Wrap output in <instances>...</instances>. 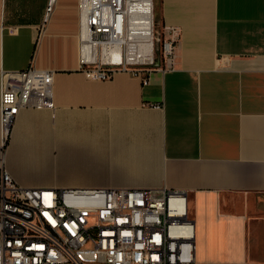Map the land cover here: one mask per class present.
Here are the masks:
<instances>
[{
  "label": "crops",
  "instance_id": "crops-1",
  "mask_svg": "<svg viewBox=\"0 0 264 264\" xmlns=\"http://www.w3.org/2000/svg\"><path fill=\"white\" fill-rule=\"evenodd\" d=\"M0 0V77L53 72L55 108H24L0 169L22 187L184 191L197 264H264V0H154L179 29L172 68L91 79L77 0ZM148 83L143 84V77Z\"/></svg>",
  "mask_w": 264,
  "mask_h": 264
},
{
  "label": "built area",
  "instance_id": "built-area-1",
  "mask_svg": "<svg viewBox=\"0 0 264 264\" xmlns=\"http://www.w3.org/2000/svg\"><path fill=\"white\" fill-rule=\"evenodd\" d=\"M77 11L79 65L91 79L172 68L179 29L157 23L154 0H77ZM52 83L33 65L1 74L2 146L21 109L54 110ZM194 238L184 191L22 187L0 169V264H197Z\"/></svg>",
  "mask_w": 264,
  "mask_h": 264
},
{
  "label": "bare ground",
  "instance_id": "bare-ground-1",
  "mask_svg": "<svg viewBox=\"0 0 264 264\" xmlns=\"http://www.w3.org/2000/svg\"><path fill=\"white\" fill-rule=\"evenodd\" d=\"M138 56H141V59H147L148 56H150V49L148 46V43L145 45L143 44V46L141 47V49L139 51H137Z\"/></svg>",
  "mask_w": 264,
  "mask_h": 264
},
{
  "label": "rangeland",
  "instance_id": "rangeland-1",
  "mask_svg": "<svg viewBox=\"0 0 264 264\" xmlns=\"http://www.w3.org/2000/svg\"><path fill=\"white\" fill-rule=\"evenodd\" d=\"M155 56H156V54H155ZM153 66H154V65H149V66H147V67H150V68H151V67H153Z\"/></svg>",
  "mask_w": 264,
  "mask_h": 264
}]
</instances>
